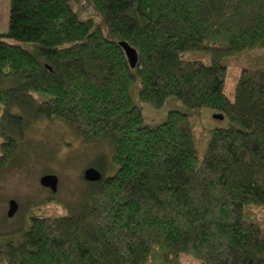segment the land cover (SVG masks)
<instances>
[{"label":"trees","instance_id":"1","mask_svg":"<svg viewBox=\"0 0 264 264\" xmlns=\"http://www.w3.org/2000/svg\"><path fill=\"white\" fill-rule=\"evenodd\" d=\"M81 3L105 33L76 16ZM261 48L264 0H9L0 171L40 119L106 143L110 157L65 215L30 218L0 242V264H264V65L241 69L233 101L223 91L226 59ZM135 83L154 109L173 97L223 116L227 126L200 135L202 160L198 121L170 111L147 123Z\"/></svg>","mask_w":264,"mask_h":264},{"label":"rangeland","instance_id":"2","mask_svg":"<svg viewBox=\"0 0 264 264\" xmlns=\"http://www.w3.org/2000/svg\"><path fill=\"white\" fill-rule=\"evenodd\" d=\"M73 10L79 19L92 21L95 29L99 28L105 33L104 21L91 5L81 3L75 5ZM8 15L9 0H0L1 35L7 33ZM184 57L200 59L201 55ZM226 63L227 74L223 91L227 98L233 101L241 69L263 66L264 48L229 57ZM139 88V83H135L131 87L130 95L133 102L140 107L147 123L157 124L165 121L170 111L182 112L198 121L194 133L198 160H202L208 146L207 137H201V133L207 134L213 128L227 126L225 120H215L211 110L189 109L173 97L168 98L160 109L140 103ZM18 151L16 158L0 171V242L13 238L14 231H26L30 226V218L65 215L67 207L77 204L86 192L84 170L102 168L110 155L106 143L84 144L65 124L45 119L32 123L20 142ZM114 172L115 169L105 175L110 176ZM47 174L56 175L58 178L55 194L39 184V179ZM9 200H15L18 204V210L12 218L7 217ZM180 264L201 263L182 255Z\"/></svg>","mask_w":264,"mask_h":264},{"label":"water","instance_id":"3","mask_svg":"<svg viewBox=\"0 0 264 264\" xmlns=\"http://www.w3.org/2000/svg\"><path fill=\"white\" fill-rule=\"evenodd\" d=\"M119 46L122 48L125 54L129 67L131 69H134L137 63L136 51L124 42H120ZM213 118L218 121L223 120V116L217 114H214ZM83 180L89 183L99 182L101 180V174L93 168H87L83 172ZM39 184L41 187L45 189H49L51 193L55 194L57 191L58 178L56 175L47 174L39 179ZM17 210H18V204L16 203V201L9 200L7 217L12 218L17 212Z\"/></svg>","mask_w":264,"mask_h":264}]
</instances>
